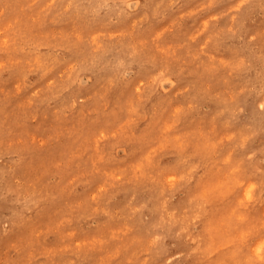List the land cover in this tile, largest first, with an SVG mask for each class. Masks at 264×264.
<instances>
[{
	"label": "rangeland",
	"instance_id": "374dc122",
	"mask_svg": "<svg viewBox=\"0 0 264 264\" xmlns=\"http://www.w3.org/2000/svg\"><path fill=\"white\" fill-rule=\"evenodd\" d=\"M0 264H264V0H0Z\"/></svg>",
	"mask_w": 264,
	"mask_h": 264
},
{
	"label": "bare ground",
	"instance_id": "6f19581e",
	"mask_svg": "<svg viewBox=\"0 0 264 264\" xmlns=\"http://www.w3.org/2000/svg\"><path fill=\"white\" fill-rule=\"evenodd\" d=\"M15 31V30H14ZM19 31V30H18ZM20 34V33H19ZM23 34V33H22ZM22 39V38H21ZM31 42V41H30ZM33 43V42H32ZM35 44V43H34ZM33 45V44H32ZM34 46V45H33ZM55 46V45H54ZM20 47V46H19ZM18 47V48H19ZM36 47H37V44H36ZM36 47H34V49L36 48ZM44 47V46H43ZM57 47V46H56ZM49 48V47H48ZM53 48V47H52ZM24 49V48H23ZM50 49V48H49ZM19 50V49H18ZM35 50H37V49H35ZM47 50V49H46ZM23 51V50H22ZM21 50H20V52H22ZM43 51V50H42ZM42 51H40V53L42 52ZM53 51V50H52ZM18 52V51H17ZM28 52V51H27ZM31 52H32V50H31ZM50 53V52H49ZM48 53V54H49ZM38 55H39V53H38ZM47 58V57H46ZM51 59V58H50ZM48 61V60H47Z\"/></svg>",
	"mask_w": 264,
	"mask_h": 264
}]
</instances>
